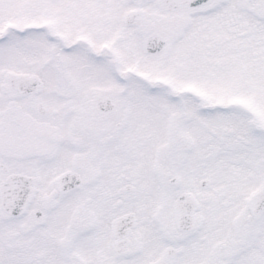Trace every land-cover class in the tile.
I'll list each match as a JSON object with an SVG mask.
<instances>
[{"label": "snow or ice", "instance_id": "obj_1", "mask_svg": "<svg viewBox=\"0 0 264 264\" xmlns=\"http://www.w3.org/2000/svg\"><path fill=\"white\" fill-rule=\"evenodd\" d=\"M0 264H264V0H0Z\"/></svg>", "mask_w": 264, "mask_h": 264}]
</instances>
